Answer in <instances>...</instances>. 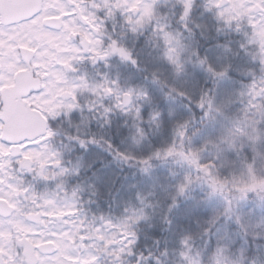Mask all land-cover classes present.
Here are the masks:
<instances>
[{"label":"snow or ice","instance_id":"obj_1","mask_svg":"<svg viewBox=\"0 0 264 264\" xmlns=\"http://www.w3.org/2000/svg\"><path fill=\"white\" fill-rule=\"evenodd\" d=\"M0 264H264V0H0Z\"/></svg>","mask_w":264,"mask_h":264},{"label":"trees","instance_id":"obj_2","mask_svg":"<svg viewBox=\"0 0 264 264\" xmlns=\"http://www.w3.org/2000/svg\"><path fill=\"white\" fill-rule=\"evenodd\" d=\"M114 143L119 147V140L115 139ZM97 156L102 157L105 163H110L111 157L107 156V154L101 152L99 149L93 148L88 154V159L92 160ZM101 169L100 175L103 177V181L97 185L101 194V205L106 208V200L108 199V192L111 190L113 193L116 192L117 189H120L121 184H124L123 180L124 175L130 176L131 173L129 170L125 169L124 173H120V170L115 167L114 164H110L108 168H102V165L98 162L93 170ZM88 175H91V171H89ZM120 177V179H117ZM139 179V177L137 178ZM116 181L115 187H113L112 181ZM129 195L127 188L121 189V198H127Z\"/></svg>","mask_w":264,"mask_h":264}]
</instances>
